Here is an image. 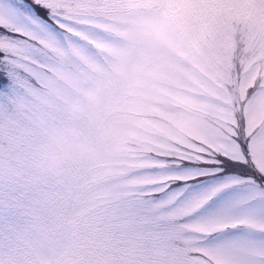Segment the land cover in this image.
Segmentation results:
<instances>
[{
	"label": "snow or ice",
	"instance_id": "snow-or-ice-1",
	"mask_svg": "<svg viewBox=\"0 0 264 264\" xmlns=\"http://www.w3.org/2000/svg\"><path fill=\"white\" fill-rule=\"evenodd\" d=\"M152 7L165 34L192 30L203 6ZM109 8L110 0H0V107L38 85L59 49L102 38ZM222 65L214 121L141 150L98 186L86 233L96 264H264V75ZM61 191H0V264H28Z\"/></svg>",
	"mask_w": 264,
	"mask_h": 264
},
{
	"label": "rangeland",
	"instance_id": "rangeland-1",
	"mask_svg": "<svg viewBox=\"0 0 264 264\" xmlns=\"http://www.w3.org/2000/svg\"><path fill=\"white\" fill-rule=\"evenodd\" d=\"M157 2L110 0L102 38L59 49L38 85L0 107V191L62 189L46 231L26 249L28 264H96L86 233L98 186L141 150L191 138L214 121L222 62L264 75V0H176L203 7L193 9L192 30L165 34L154 22ZM67 129L87 137L88 151L38 179L39 147Z\"/></svg>",
	"mask_w": 264,
	"mask_h": 264
},
{
	"label": "clouds",
	"instance_id": "clouds-1",
	"mask_svg": "<svg viewBox=\"0 0 264 264\" xmlns=\"http://www.w3.org/2000/svg\"><path fill=\"white\" fill-rule=\"evenodd\" d=\"M258 13L254 10L249 17ZM264 19V14H261ZM89 149L86 136L74 129L50 133L45 142L38 149L36 175L38 179L58 173L70 160L85 154Z\"/></svg>",
	"mask_w": 264,
	"mask_h": 264
}]
</instances>
